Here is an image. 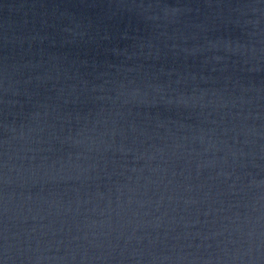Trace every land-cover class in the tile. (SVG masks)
<instances>
[{"label": "water", "instance_id": "water-1", "mask_svg": "<svg viewBox=\"0 0 264 264\" xmlns=\"http://www.w3.org/2000/svg\"><path fill=\"white\" fill-rule=\"evenodd\" d=\"M0 264H264V0H0Z\"/></svg>", "mask_w": 264, "mask_h": 264}]
</instances>
